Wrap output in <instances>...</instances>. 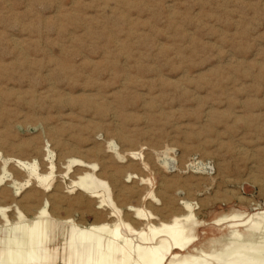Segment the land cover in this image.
<instances>
[{
    "label": "rangeland",
    "instance_id": "374dc122",
    "mask_svg": "<svg viewBox=\"0 0 264 264\" xmlns=\"http://www.w3.org/2000/svg\"><path fill=\"white\" fill-rule=\"evenodd\" d=\"M16 157L46 182L15 192ZM1 164L0 264L30 250L16 215L45 202L49 262L64 264L110 219L98 190L133 226L128 204L157 222L192 202L207 245L219 217L264 209V0H0Z\"/></svg>",
    "mask_w": 264,
    "mask_h": 264
},
{
    "label": "bare ground",
    "instance_id": "6f19581e",
    "mask_svg": "<svg viewBox=\"0 0 264 264\" xmlns=\"http://www.w3.org/2000/svg\"><path fill=\"white\" fill-rule=\"evenodd\" d=\"M14 162L18 172L23 175L18 178L19 180L9 179V184L14 187L15 192L24 188L30 179L44 184L51 174V171L46 174L37 173L35 159L27 161L16 157ZM5 165H0V184L10 176ZM78 185L85 190L95 186L88 174L80 177ZM90 194L93 199L97 198L98 206L109 209L107 215L110 219L88 224L85 230L79 232L76 245H73L72 238L69 245L71 255L64 264H70L74 254L78 257V251L77 249L75 251L74 246H80V259L85 257V264H264V209L253 213L233 212L219 217L215 222L217 225L227 222L223 228H220L226 232L217 238H212L211 242L205 245L199 241L196 234V228L201 222L196 218L192 202L182 201L184 212L175 213L169 219L157 222L153 221L155 217L151 212L128 204L133 217L140 220V225L133 226L120 220L116 209L109 208L102 190L91 191ZM152 198L159 201L154 196ZM6 208L0 205V223L9 222L5 214ZM16 220V224L21 223L23 228V231L18 232L29 240L27 243L29 242L31 247L28 244L30 250L27 253H19L11 264H50L47 246L53 242L54 237L51 232V219L46 211V202L37 209L32 219L26 220L24 215L19 213L16 215ZM26 238L23 237L25 242L21 240L26 243ZM0 257L4 262L10 258L3 251H0Z\"/></svg>",
    "mask_w": 264,
    "mask_h": 264
}]
</instances>
